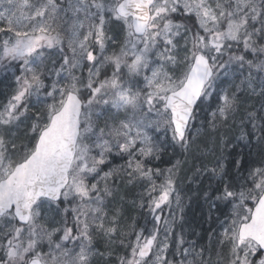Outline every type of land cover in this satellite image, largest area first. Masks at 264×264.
I'll return each mask as SVG.
<instances>
[{
    "label": "snow or ice",
    "instance_id": "snow-or-ice-1",
    "mask_svg": "<svg viewBox=\"0 0 264 264\" xmlns=\"http://www.w3.org/2000/svg\"><path fill=\"white\" fill-rule=\"evenodd\" d=\"M0 85V264H264V0H0Z\"/></svg>",
    "mask_w": 264,
    "mask_h": 264
},
{
    "label": "rangeland",
    "instance_id": "rangeland-1",
    "mask_svg": "<svg viewBox=\"0 0 264 264\" xmlns=\"http://www.w3.org/2000/svg\"><path fill=\"white\" fill-rule=\"evenodd\" d=\"M3 89H4V86L3 85H0V91H3ZM3 99H4V96L3 95H0V100H3ZM256 101H257V98L256 97H250L247 100V105L249 107H251L253 105H256ZM256 106H258V105H256ZM228 135H229L230 138H232V135L233 134L232 133H229ZM234 142L235 141L233 140V143ZM208 146L211 147L212 145L209 144ZM238 150L239 149H237V151ZM245 151H247V149H245ZM170 155H171V153L165 155L163 157V162H159V166L161 168H165V167H168L169 166V165H167V161L169 160ZM190 159H191V163H192V161H193L192 160V157L189 158V160ZM193 159L194 160H197L195 158H193ZM116 163H122V161H116ZM189 165H191V164H189ZM196 165H199V163H197ZM208 184H209L208 178L207 177H201V179H200V186H202V189L203 188H207ZM129 187H132V186H129ZM127 188L128 187H124L123 185H120L119 186L118 192L116 194L117 206L120 207L121 209H125L126 210V208H128L129 210L132 211L135 208V205L133 204V200L130 201L127 205L124 204V203H122L124 201V198H125V193L124 192H125V190ZM134 188H135L134 190L132 189V194H133L134 197L139 198V194L141 192V189L139 187H134ZM197 191H198V189L195 187L192 190V193H190L191 196L197 197L198 196L196 194ZM134 201H135V198H134ZM120 203H122V204L119 205ZM187 206L189 207L190 204H188ZM194 206L196 207V218L199 217L200 221L199 222L197 221V226L192 225L191 228L193 230H195L196 232L201 233L200 243L207 245L209 243L207 233H208V230L210 229V226H211V221H209V219H208L209 218V214H210L209 213V205L206 204L204 202V200L201 198L198 202L194 203ZM141 213H144V210L141 211ZM131 217L132 218L130 219L129 223H131L132 220H133V213H132ZM213 218H214V214H213ZM136 220H138V218ZM193 238H195V237H193ZM97 245H98V247L100 248L101 251H104L105 250V244H104V241L103 240H99V242H98ZM212 246L214 248V246H215V242L214 241L212 242ZM113 247L115 249V253H119L117 251V247H119L118 244L117 245H114ZM121 253H122V251H121ZM214 258H215V249H213V259ZM93 264H115V254H114L113 258L110 259V260L104 261V260L97 259V260H95L93 262Z\"/></svg>",
    "mask_w": 264,
    "mask_h": 264
},
{
    "label": "trees",
    "instance_id": "trees-1",
    "mask_svg": "<svg viewBox=\"0 0 264 264\" xmlns=\"http://www.w3.org/2000/svg\"><path fill=\"white\" fill-rule=\"evenodd\" d=\"M203 147V145H201ZM192 157V163H191V159L189 160V158ZM183 158V157H180ZM194 157L192 155H189L186 159V163L183 166V169L180 173V180L178 181V187L181 189V191L185 194V217L186 220L188 221V224L190 227H192V225L197 226V221L199 222L200 219L199 217L196 218V207L194 206V203L198 202L201 198L199 196L197 197H193L191 196L190 193H192V190L196 187L197 189H202V186H200V179L201 177H199V175L196 174V167H198L199 165H196L197 163H199L198 160H194ZM191 164V165H189ZM168 165V163H167ZM166 165V166H167ZM193 181V182H190ZM132 189L134 190V186L132 187H128L125 190V198L124 201L122 203L124 204H128L130 201H135L139 202V198H136L133 196L132 194ZM190 197V199H189ZM122 203H120L119 205H121ZM190 204V206L188 207L187 205ZM137 205H135V208L131 211L128 208L125 209H121L122 213L124 215V217L126 218L127 223H129L130 219L132 218L131 215L133 213V219H137L138 218V222L139 223H143V216L144 213H141V211H143V209L139 208ZM118 249V247H117ZM215 249V246L214 248ZM215 259V258H214Z\"/></svg>",
    "mask_w": 264,
    "mask_h": 264
}]
</instances>
